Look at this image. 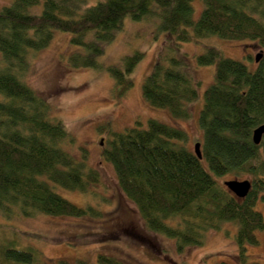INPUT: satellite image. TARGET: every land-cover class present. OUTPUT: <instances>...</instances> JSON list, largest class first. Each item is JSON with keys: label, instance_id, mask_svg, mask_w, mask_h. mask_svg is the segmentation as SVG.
<instances>
[{"label": "trees", "instance_id": "16d2710c", "mask_svg": "<svg viewBox=\"0 0 264 264\" xmlns=\"http://www.w3.org/2000/svg\"><path fill=\"white\" fill-rule=\"evenodd\" d=\"M41 1V10L35 12ZM193 1L102 0L89 5L85 0H11L0 9V54L5 63L0 68L1 217L102 215L96 207H79L55 191L88 195L99 179L85 158L76 161L65 151L64 143L70 140L64 123L49 118L45 101L20 80L23 73L19 77L15 73L17 68L27 69L29 52L46 48L56 31L69 33L70 44L84 51L70 56V66L97 69L98 57L126 18L137 22L157 18L158 32L168 34L171 42L158 53L141 92L151 107L167 110L174 119L190 118L199 86L189 75L186 56L174 55L177 44L210 36L252 41L261 48V59L250 71L215 47L196 58L200 67L216 66L198 116L201 160L181 145L188 139L182 129L156 120H149L146 128L114 133L101 156L113 167L120 190L146 229L174 240L178 253L202 246L206 234L231 223L236 227L239 263L254 264L247 261L246 248L258 245L256 233L264 232V217L256 210L264 195V136L259 145L252 142L253 131L264 123V0H202L204 8L196 22ZM143 56L136 52L125 57L121 67L107 68L119 90L117 97L132 88L134 69ZM229 175L251 182L245 198L218 185V179ZM4 230L0 226V232ZM2 235L0 264H44L38 250ZM97 261L125 264L106 255Z\"/></svg>", "mask_w": 264, "mask_h": 264}, {"label": "rangeland", "instance_id": "374dc122", "mask_svg": "<svg viewBox=\"0 0 264 264\" xmlns=\"http://www.w3.org/2000/svg\"><path fill=\"white\" fill-rule=\"evenodd\" d=\"M85 1L94 5L102 0ZM10 3L11 0H0V9ZM41 7L42 1L35 12ZM192 8L196 22L204 8L202 0H194ZM158 26L157 18L138 22L126 18L122 29L98 57L100 68L97 69L72 68L70 56L84 53L83 48L70 44L69 33L56 31L46 48L29 52L25 71L16 69L18 77L23 73L20 80L48 105L49 118L64 123L70 140L64 143L65 151L76 161L85 158L87 168L93 169L99 179L88 195L55 189L74 205L96 207L102 213L99 218L38 215L6 220L0 216V226L5 229L0 234L13 236L21 245L38 250L44 264H99V255L112 256L125 264H240L235 243L236 227L231 223L224 224L220 231L206 234L202 246L189 247L182 253L177 252L174 240L149 232L135 206L120 190L113 167L101 156L114 133L134 126L146 128L149 120L182 129L188 139L181 145L193 151L196 143L203 142L198 116L204 92L212 84L216 68L215 65L200 67L196 58L208 47H215L223 57L239 61L254 71V58L262 51L252 41H229L216 36L177 44L174 55L179 52L186 56L189 75L199 86L198 100L190 106V118L174 119L167 110L151 107L141 92L158 53L166 51L171 42L168 34L158 32ZM187 31L191 36L192 30ZM136 52L144 56L134 69L133 86L117 97L119 90L115 89L107 68L121 67L122 60ZM4 65L0 54V68ZM230 180L248 179L229 175L218 179L217 183L226 189L224 182ZM263 198L260 197L256 210L264 217ZM256 237L258 245L246 248L247 261L264 264V232H257Z\"/></svg>", "mask_w": 264, "mask_h": 264}, {"label": "water", "instance_id": "95a60500", "mask_svg": "<svg viewBox=\"0 0 264 264\" xmlns=\"http://www.w3.org/2000/svg\"><path fill=\"white\" fill-rule=\"evenodd\" d=\"M261 56H262L261 52L255 56L254 58L255 63L259 62V60L261 59ZM263 136H264V123L253 131V134H252L253 144L259 145ZM100 144L101 145L103 144L102 140L100 141ZM193 152L198 160L202 159L200 143H196L194 145ZM224 186L228 190V192L233 194L235 197L239 199H243L249 194L252 184L249 180H243V181L230 180V181L224 182Z\"/></svg>", "mask_w": 264, "mask_h": 264}]
</instances>
